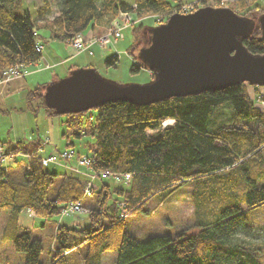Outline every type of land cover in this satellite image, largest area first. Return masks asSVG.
Returning a JSON list of instances; mask_svg holds the SVG:
<instances>
[{"label": "trees", "instance_id": "obj_1", "mask_svg": "<svg viewBox=\"0 0 264 264\" xmlns=\"http://www.w3.org/2000/svg\"><path fill=\"white\" fill-rule=\"evenodd\" d=\"M246 1L239 0V14L252 17L253 10L258 15L264 12V6ZM185 3L56 0V13L44 25L51 37L69 41L88 28L107 26L120 11L170 15L200 7L184 11ZM51 12V0H41L35 16L23 0H0V74L16 62L34 63L42 57V51L36 49L42 38L34 32L37 20L46 21ZM137 26L133 28L136 32L143 24ZM243 42L252 53H264L259 25ZM117 60L115 54L106 63L115 65ZM142 67L148 68L141 61L130 69ZM45 84L29 90L27 100L30 104L36 100L37 108L48 114H58L45 104ZM248 85L240 82L147 104L115 100L93 107L97 111L94 142L87 153L92 157V170L127 172L131 179L111 183L99 178L89 195L78 175L42 164L39 140L17 141L6 153L22 152L30 157L14 156V163L0 164V210L8 211L3 239L25 252L23 264H76L78 252L82 264H101L107 250L118 252L116 264H264L261 246L246 238L251 232L246 211L264 205V107L251 98ZM254 87L259 89V85ZM262 87V92L255 93L264 102ZM225 109L228 115L218 116ZM86 111L70 113L72 120L82 124ZM165 119L174 123L163 127ZM185 185H191L193 226L143 240L127 232L131 213L144 210L151 197ZM78 200L88 206L89 225L56 223L50 260L44 262L42 239L20 222L21 211H33L46 220L41 224L45 226L48 221L54 224L52 215Z\"/></svg>", "mask_w": 264, "mask_h": 264}, {"label": "rangeland", "instance_id": "obj_2", "mask_svg": "<svg viewBox=\"0 0 264 264\" xmlns=\"http://www.w3.org/2000/svg\"><path fill=\"white\" fill-rule=\"evenodd\" d=\"M51 1L53 4L51 18L44 20L41 24L37 23L39 32L47 40L43 53L45 56L49 54L51 59L46 62L41 58L38 65H36L37 63L32 64L30 73L25 77L0 82V90L3 88L0 92V142L2 143L0 145L6 150L17 141L30 143L37 139L40 141V145L42 144V149L38 151L41 155L53 154L55 156V161L47 164V168L57 172L66 171L78 175L84 181V185L88 182L97 184L100 181L99 178H102L97 171H93L89 166L80 165L76 157L64 159L59 154L61 151L70 148L89 153V146L94 142L92 131L96 123V109H88L85 112L82 124H79L72 120L70 113L48 114L42 107L37 108L36 100L30 104L27 100V92L35 88L38 83L48 81L44 85L45 89V86L54 80L55 75H60V78L67 76L71 66L75 67V64L78 67L93 65L103 78L119 84L126 85L150 81L152 73L148 68L142 67L139 71H131L130 68L132 64L141 63L139 49L148 41L150 28L166 21L169 14L165 16L164 21H161V14L167 12L148 15H141L137 12L136 21L123 30L122 37L112 40V47H101L97 44L92 48V51L78 53L71 43L51 37L50 30L45 28V22L51 20L57 10L56 0ZM124 1L130 2L131 0ZM184 1L186 3L183 7L187 10L196 8L197 5L228 6L235 10L240 9L239 0H218V2L205 0L206 4L203 0ZM246 2L249 5L257 3L264 6V0H247ZM23 4L34 13V10L41 3L40 0H23ZM252 13L253 18L258 17L257 10H253ZM139 24H143V26L138 28L139 31H134L133 28ZM108 26H110V22L104 31ZM104 31L101 33H104ZM115 54L118 55L117 62L115 65H108L106 60ZM46 63L50 66H46ZM257 90H260V87L256 89L252 85L248 86L251 98ZM219 113L218 116L224 117L228 115V110L225 109ZM86 116H90V118ZM173 123V120L165 119L162 125L165 127ZM76 131L80 133L79 136L75 134ZM17 154L6 157V163H14V156ZM89 157L92 158L90 155ZM107 181L112 183L111 179ZM190 190L191 185H185L173 192L165 191L151 197L144 205V210L135 211L128 216L127 232L143 240L152 235L174 234L177 230L193 226L195 207ZM86 207L88 208V206ZM7 215V210H0V264H23L25 252L16 250L11 240H4L2 237ZM246 215L248 217L247 224L251 225V232L246 238L254 240L256 244L261 246L260 252L264 259V205L247 210ZM51 220L54 224L48 221L45 226H42L41 224L46 220L34 214V212L24 209L20 214V222L29 227L34 236H39L42 239L43 251L41 258L46 263L50 260L49 252L51 251L50 247L52 246L56 223L78 227L87 226L90 223L88 211L83 210L63 211L52 215ZM239 237L244 236L240 235ZM117 256L118 252L116 250L104 251L101 264H116ZM74 260L76 264H82L79 252L76 253Z\"/></svg>", "mask_w": 264, "mask_h": 264}, {"label": "water", "instance_id": "obj_3", "mask_svg": "<svg viewBox=\"0 0 264 264\" xmlns=\"http://www.w3.org/2000/svg\"><path fill=\"white\" fill-rule=\"evenodd\" d=\"M256 25L264 38V12L253 18L212 5L173 12L150 28L147 43L139 49L141 61L152 71L150 81L119 84L93 66H77L45 86V104L58 114L75 113L107 101L147 104L240 82L263 86L264 53H252L243 42Z\"/></svg>", "mask_w": 264, "mask_h": 264}, {"label": "built area", "instance_id": "obj_4", "mask_svg": "<svg viewBox=\"0 0 264 264\" xmlns=\"http://www.w3.org/2000/svg\"><path fill=\"white\" fill-rule=\"evenodd\" d=\"M218 2V0H215ZM133 7H137V5L134 3ZM183 10L186 11L187 9L183 7ZM190 10V9H189ZM192 10V9H191ZM138 11L133 9L132 11H120L119 14L116 17H113L110 21V26L107 27L106 31L101 34H95L92 28H88L86 31L78 32L76 33L68 42L72 44V46L79 52L82 50H85L89 46L98 43L101 46H110L112 44L113 39H119L123 36V30L127 27H129L131 24H133L136 19L135 16ZM160 17L161 21H164L165 16L168 15V13L161 14ZM169 16V15H168ZM37 34V32H34ZM36 49L38 51H42L43 45L37 41L36 42ZM32 64H35V62L25 63V62H16L13 65H10L2 70V75L0 76V82H8L14 78H19L26 76L30 73V66ZM152 73V71H150ZM251 85V84H249ZM248 85V86H249ZM254 87V85H252ZM260 92L263 91V87L259 85ZM262 90V91H261ZM250 93V92H249ZM253 99L256 100V104L262 108L264 107V102L257 97L256 93L254 92ZM42 145V144H41ZM40 145L38 151L42 149V146ZM62 158L69 159L72 157H76L78 160V163L80 165H86L91 167L92 158L89 157V154L86 152H80L75 150L74 148L65 149L59 153ZM9 155L6 153V150L3 146L0 145V164L6 163V157ZM13 156V155H12ZM17 158L21 156L30 157L29 154H25L22 152H19L17 155H15ZM42 164L47 165L52 161H55V156L53 154H49L48 156H41L40 157ZM96 172V171H95ZM98 175L105 179H111L114 182H127L131 179V174L127 172H112L110 170H100L97 171ZM93 183H85L84 185V192L86 195H89L91 193V190L93 188ZM89 211V209L82 204L81 200H78L76 202H72L66 205V207L63 209V211ZM33 213V211H32ZM122 214H125V210H122Z\"/></svg>", "mask_w": 264, "mask_h": 264}, {"label": "crops", "instance_id": "obj_5", "mask_svg": "<svg viewBox=\"0 0 264 264\" xmlns=\"http://www.w3.org/2000/svg\"><path fill=\"white\" fill-rule=\"evenodd\" d=\"M132 1V0H131ZM40 3H41V0H40ZM38 7V6H37ZM28 9H30L29 7H27ZM31 10V9H30ZM32 11V10H31ZM35 11V10H34ZM53 12H51L50 14H47L46 15V20L47 19H49V18H51V14H52ZM34 15L33 16H35V13H33ZM44 22V19L43 18H39L38 20H37V23H43ZM46 28V27H45ZM105 28H106V26H104L103 28H100V27H93V31H94V33H97V34H99V33H101V32H103L104 30H105ZM48 29V28H47ZM49 30V29H48ZM40 30H39V28L37 29V34L39 35V37H41L42 38V40H44V41H42L41 39H40V43L43 45V49L45 50V43H46V39L41 35V33L39 32ZM50 32V31H49ZM51 34V33H50ZM98 43H95V44H93V45H91V46H89L88 48H86L85 50H82V51H92V48L95 46V45H97ZM100 45V44H99ZM101 46V45H100ZM113 46V44L112 45H110V46H108V45H106V46H101V47H112ZM43 49H42V59L44 60V61H46V62H49L48 61V59H51L50 58V55L49 54H47V56H45L44 55V51H43ZM82 51H79L78 53H80V52H82ZM40 58V59H41ZM39 59V60H40ZM38 60V61H39ZM38 61L37 62H35V64L36 65H38ZM58 62V61H57ZM77 64H75V66H76ZM46 66H50L48 63H46ZM78 66V65H77ZM73 67L71 66V69H72ZM56 77H54V79H57V78H60V75L58 76V75H55ZM23 77H25V76H23ZM48 81H43L42 83H47ZM42 83H38V84H42ZM8 84V83H7ZM3 89V88H2ZM2 89L0 90V92H2Z\"/></svg>", "mask_w": 264, "mask_h": 264}]
</instances>
